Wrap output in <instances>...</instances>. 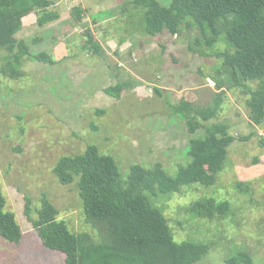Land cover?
I'll return each instance as SVG.
<instances>
[{
	"label": "rangeland",
	"instance_id": "374dc122",
	"mask_svg": "<svg viewBox=\"0 0 264 264\" xmlns=\"http://www.w3.org/2000/svg\"><path fill=\"white\" fill-rule=\"evenodd\" d=\"M77 4L89 11L81 23L71 16ZM52 8L61 13L58 19L40 27L37 14L30 13L18 34L45 32L47 38L32 49L49 51L54 64L27 58L15 75L8 48L0 47V181L6 209L15 212L24 233L19 244L0 235V264L66 262V254L46 247L27 218L26 197L33 217L45 193L72 230L100 239L104 227L86 216L78 180L63 184L54 172L61 156L97 144L114 155L123 178L136 162L147 167L161 162L176 176L192 159L191 137L204 135L205 126L213 122L229 124L237 137L228 147L217 183L196 182L159 196L146 193L164 210L176 240L210 245L207 256L195 264H225L230 256L239 264H264V121L252 125L249 93L243 86L229 87L233 76L222 70L218 54L232 48L226 33L209 47L197 44V25L179 36L169 31L149 34L144 9L136 10L131 0H55ZM92 16L98 17L96 22ZM84 25L92 26L103 54L81 49ZM191 42L206 53L193 51ZM212 76L225 85L222 109L210 120L199 117L203 125L191 132L174 105L185 99L200 106L213 103L219 89L208 80ZM118 82L124 85L119 97L105 91ZM247 84L255 88L259 82ZM210 196L229 200L232 214L212 220L194 216L190 206ZM241 248L250 262L242 261Z\"/></svg>",
	"mask_w": 264,
	"mask_h": 264
},
{
	"label": "trees",
	"instance_id": "16d2710c",
	"mask_svg": "<svg viewBox=\"0 0 264 264\" xmlns=\"http://www.w3.org/2000/svg\"><path fill=\"white\" fill-rule=\"evenodd\" d=\"M54 3L55 0H0V47L8 48L9 57L15 62L9 63L15 75L21 72V65L27 58L56 62L49 51L32 49L47 38L45 32L39 30L21 38L18 34L24 25L23 18L30 13L37 14L40 27L58 19L61 13L52 8ZM131 3L136 10L144 9L145 29L149 34L169 31L179 36L185 29L197 25L201 31V37H196L197 44L209 47L224 31L232 48L218 54L222 70L230 71L233 76L228 80L229 87L243 86L249 93L247 104L252 125L264 121V0H169L168 3L131 0ZM88 12L82 4H77L71 16L81 23ZM92 18L94 22L98 19ZM82 35L81 49L104 53L91 25H84ZM189 46L195 52L206 53L202 47L195 48L192 42ZM212 79L219 89L213 103L200 106L185 99L174 105V111L187 119L191 132L203 125L199 117L210 120L222 109L225 85L215 76ZM254 80L259 82L255 88L247 84ZM123 88V83L118 82L106 87L105 91L119 97ZM205 127L204 135L191 137L188 154L192 159L180 167L176 176L170 175L161 162L152 167L136 162L123 178L114 155L104 153L97 144H88L84 152L66 154L58 159L54 172L63 184L78 180L86 216L96 226L98 223L104 227L100 239L95 240L90 232L72 230L67 220L59 217V208L45 193L36 210L37 217H33L31 199L26 197L25 214L46 247L66 254L65 264H195L207 256L210 245L176 240L169 218L163 209L151 203L146 192L159 196L196 182L205 186L216 184L217 174L226 166L228 147L237 137L229 132V124L225 122H213ZM6 205L0 181V235L19 244L23 229L15 212L7 210ZM190 210L194 216L212 220L216 216L231 215L232 204L227 199L210 196L194 202ZM242 252V261L250 262L249 253ZM225 264L239 262L230 256Z\"/></svg>",
	"mask_w": 264,
	"mask_h": 264
},
{
	"label": "water",
	"instance_id": "95a60500",
	"mask_svg": "<svg viewBox=\"0 0 264 264\" xmlns=\"http://www.w3.org/2000/svg\"><path fill=\"white\" fill-rule=\"evenodd\" d=\"M208 80L210 81V83L216 84L215 80H213L211 77H208Z\"/></svg>",
	"mask_w": 264,
	"mask_h": 264
},
{
	"label": "crops",
	"instance_id": "0c3cea01",
	"mask_svg": "<svg viewBox=\"0 0 264 264\" xmlns=\"http://www.w3.org/2000/svg\"><path fill=\"white\" fill-rule=\"evenodd\" d=\"M217 183V182H216Z\"/></svg>",
	"mask_w": 264,
	"mask_h": 264
}]
</instances>
